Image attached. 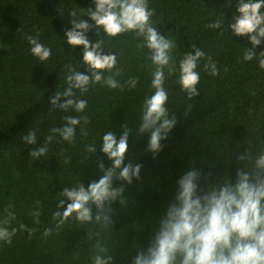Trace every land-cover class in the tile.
I'll use <instances>...</instances> for the list:
<instances>
[{
    "label": "trees",
    "instance_id": "obj_1",
    "mask_svg": "<svg viewBox=\"0 0 264 264\" xmlns=\"http://www.w3.org/2000/svg\"><path fill=\"white\" fill-rule=\"evenodd\" d=\"M89 7L92 0H0V218L11 205L16 215L11 226L18 229L11 244L0 243V264H91L98 238L107 242L114 264H131L137 252L148 246L180 175L192 167L201 170L207 178L202 180L204 187L222 176L234 179L237 169L244 167L234 154L245 148L255 153L264 147V70L255 61H243V49L251 45L246 37H232L227 29L236 0L231 4L228 0H149L158 32L176 42V60L193 46L199 47L216 62L218 75L204 71L207 61L202 60L199 95L191 100L180 90L177 75L166 79L169 115H175L177 124L161 142V151L153 155L147 150L148 134L137 135L143 100L151 91L149 52L139 46L141 40L133 33L110 38L101 32L105 50L118 55L123 87H90L82 97L88 101L87 135L78 128L71 145L57 137L46 157L33 160L29 151L35 145L22 139L29 129L37 132L42 144L65 115H76L50 111L49 99L59 83L64 84L65 65L75 64L87 74L82 48L73 50L60 39L71 28L69 13ZM221 14L224 26L208 28ZM37 32L41 42L52 48L43 64L31 55L26 39ZM87 35L94 42L96 29ZM261 50L264 44L255 50L256 55ZM129 77L137 78L135 88L125 84ZM125 124L133 129L125 163H138L142 170L131 185L115 182L123 186L126 203L111 205L115 223L110 231L75 220L55 229L52 213L57 210L58 195L78 180L87 187L99 179L97 161L106 167L110 164L99 150L100 137L106 130L119 137ZM94 141L97 153L90 157L85 146ZM37 201L42 210L38 224L30 215ZM20 223L35 229L31 237L19 230ZM45 228L53 229L48 237L43 236Z\"/></svg>",
    "mask_w": 264,
    "mask_h": 264
},
{
    "label": "clouds",
    "instance_id": "obj_2",
    "mask_svg": "<svg viewBox=\"0 0 264 264\" xmlns=\"http://www.w3.org/2000/svg\"><path fill=\"white\" fill-rule=\"evenodd\" d=\"M228 2L231 4L232 0ZM92 5L87 9L79 8V12L72 10L69 13L71 28L65 30V39L59 38L73 50L82 48V64L87 67V74L78 70L75 64L65 65L64 84L59 83L49 99L50 111L74 112L76 115H65L63 123L52 127L42 144H38L37 132L29 129L22 139L27 145H35L29 151L35 161L47 156L49 146L57 137L71 145L76 142L78 128L82 135H87L85 126L89 121L85 111L88 101L82 97L90 87L97 84L113 90L123 87L118 79L122 72L118 55L105 50L104 40L99 38L101 32L110 38L133 33L141 40L139 46L149 52L151 91L143 100L137 135L148 134L147 150L153 155L161 151V142L177 124L175 115H169L166 79L177 75L180 90L191 100L199 95L202 60L207 61L203 65L204 71L213 77L218 75L216 62L199 47L193 46L176 60V42L158 32L152 22L154 13L149 0H92ZM224 24L225 17L221 14L220 19L207 27L218 30ZM93 28L97 36L94 42L87 35ZM227 29L232 37H246L250 43L251 47L243 49V61H255L264 70V50L259 55L255 53L264 44V0H236ZM26 39L31 55L40 64L50 59L52 48L41 42L39 32ZM125 84L135 88L138 80L129 77ZM190 109L191 106L188 111ZM132 133L128 124L123 126L119 137L109 130L103 132L99 150L110 164L106 167L102 160L97 161L102 175L87 187L79 180L64 187L58 195L57 210L52 213L55 229L75 220L110 231L115 223L111 205L117 201L122 205L126 203L123 186L117 187L115 182L131 185L134 179H140L142 165L125 163ZM97 145L94 141L85 146L90 157L97 153ZM234 157L244 165L237 169L234 179L222 176L204 187L202 180L207 182V178L194 167L179 176L174 197L155 226L154 235L146 249L133 257L131 264H264V147L255 153L245 148ZM11 208V205L6 206V215L0 218V243L3 244H11L18 231L17 227L11 226L16 220ZM41 214L37 201L30 215L38 224ZM19 230L26 231L29 237L35 231L23 223L19 224ZM52 232V228H45L43 236L48 237ZM93 247L95 254L90 257L91 264H114L105 240L96 239Z\"/></svg>",
    "mask_w": 264,
    "mask_h": 264
}]
</instances>
